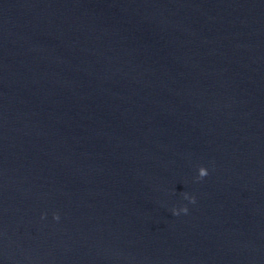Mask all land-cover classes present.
Returning a JSON list of instances; mask_svg holds the SVG:
<instances>
[{"label":"water","instance_id":"water-1","mask_svg":"<svg viewBox=\"0 0 264 264\" xmlns=\"http://www.w3.org/2000/svg\"><path fill=\"white\" fill-rule=\"evenodd\" d=\"M0 264H264V0H0Z\"/></svg>","mask_w":264,"mask_h":264},{"label":"clouds","instance_id":"clouds-1","mask_svg":"<svg viewBox=\"0 0 264 264\" xmlns=\"http://www.w3.org/2000/svg\"><path fill=\"white\" fill-rule=\"evenodd\" d=\"M208 174H209L208 168L205 167V166H200L199 169H198L197 179H203ZM184 197H185V199L190 200V202H192V203H195V201H196V197L189 195L187 192L184 193ZM188 211H189V209H188V207L186 205L183 206V207L173 208L172 209V212H173L174 215H179L181 212L187 214ZM44 215H46V213ZM53 215H54V219H56V220L60 219V214L58 212L54 213Z\"/></svg>","mask_w":264,"mask_h":264}]
</instances>
